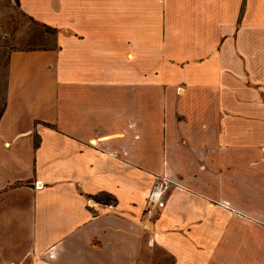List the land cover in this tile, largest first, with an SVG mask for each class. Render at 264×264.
Here are the masks:
<instances>
[{
    "label": "crops",
    "instance_id": "0c3cea01",
    "mask_svg": "<svg viewBox=\"0 0 264 264\" xmlns=\"http://www.w3.org/2000/svg\"><path fill=\"white\" fill-rule=\"evenodd\" d=\"M17 2L0 264H264V0Z\"/></svg>",
    "mask_w": 264,
    "mask_h": 264
},
{
    "label": "rangeland",
    "instance_id": "374dc122",
    "mask_svg": "<svg viewBox=\"0 0 264 264\" xmlns=\"http://www.w3.org/2000/svg\"><path fill=\"white\" fill-rule=\"evenodd\" d=\"M53 40L54 32L35 24L19 9L17 0H0V84H4L10 50L53 46ZM163 259L170 262L169 257Z\"/></svg>",
    "mask_w": 264,
    "mask_h": 264
},
{
    "label": "built area",
    "instance_id": "2783aa9c",
    "mask_svg": "<svg viewBox=\"0 0 264 264\" xmlns=\"http://www.w3.org/2000/svg\"><path fill=\"white\" fill-rule=\"evenodd\" d=\"M166 189V185L164 181L156 182L146 197L145 208L142 213V221L146 223L147 221H151L157 215V210L164 206L163 195ZM93 203L92 199L87 200V205L91 206ZM111 206L113 204L112 201L108 202Z\"/></svg>",
    "mask_w": 264,
    "mask_h": 264
},
{
    "label": "trees",
    "instance_id": "16d2710c",
    "mask_svg": "<svg viewBox=\"0 0 264 264\" xmlns=\"http://www.w3.org/2000/svg\"><path fill=\"white\" fill-rule=\"evenodd\" d=\"M7 64V62H6ZM5 76H6V73H5ZM4 85V84H3ZM4 105H5V102L3 100L0 99V116L2 115V112L4 110ZM96 199L100 200V201H103L105 203H108L110 201L114 202V198L109 195L108 193H102L100 196L96 197Z\"/></svg>",
    "mask_w": 264,
    "mask_h": 264
}]
</instances>
